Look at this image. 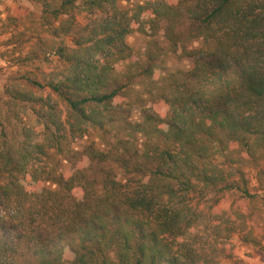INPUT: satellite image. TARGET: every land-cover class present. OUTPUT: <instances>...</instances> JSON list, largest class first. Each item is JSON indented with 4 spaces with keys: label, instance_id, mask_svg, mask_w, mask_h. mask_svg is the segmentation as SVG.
I'll return each mask as SVG.
<instances>
[{
    "label": "trees",
    "instance_id": "obj_1",
    "mask_svg": "<svg viewBox=\"0 0 264 264\" xmlns=\"http://www.w3.org/2000/svg\"><path fill=\"white\" fill-rule=\"evenodd\" d=\"M27 1L16 65L53 67L0 99V264H223L237 236L264 253L222 207L255 201L244 168L264 163V0Z\"/></svg>",
    "mask_w": 264,
    "mask_h": 264
},
{
    "label": "rangeland",
    "instance_id": "obj_2",
    "mask_svg": "<svg viewBox=\"0 0 264 264\" xmlns=\"http://www.w3.org/2000/svg\"><path fill=\"white\" fill-rule=\"evenodd\" d=\"M39 16L40 9L27 0H0V25L5 26L0 28V99L3 98L4 86L8 79L25 74L30 78L40 79L42 73L49 72L53 67L36 60L29 62L23 68L16 65L18 57H28L34 51L35 38L39 35ZM5 29L8 31L4 32ZM127 44L138 57L144 55L146 39L143 36L133 35L127 39ZM168 62L169 67L173 68L187 70L190 67L188 61L177 62L169 59ZM132 120L139 121L137 111L133 113ZM90 141L97 142V139L91 136L89 139L77 141L74 146L79 149ZM244 169L249 178V191L256 196L255 201L251 204H242L239 194L232 192L224 197L222 207L228 206L230 202L239 205L247 215L254 235L264 246V163L258 165V168L245 165ZM232 241L236 260L226 261L223 264H264V253L261 250L243 245L238 236Z\"/></svg>",
    "mask_w": 264,
    "mask_h": 264
}]
</instances>
